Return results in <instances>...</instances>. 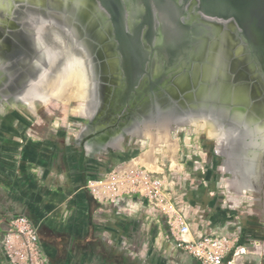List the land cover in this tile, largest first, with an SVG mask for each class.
<instances>
[{
	"label": "flooded vegetation",
	"instance_id": "1",
	"mask_svg": "<svg viewBox=\"0 0 264 264\" xmlns=\"http://www.w3.org/2000/svg\"><path fill=\"white\" fill-rule=\"evenodd\" d=\"M161 1L159 8L155 0H149V11L146 0H105L104 3L103 0H0V117L18 119L15 109L25 110L27 103L38 100L41 91L37 85L51 65L42 29L46 28L50 35L54 30L63 34L91 67L94 104L88 117L78 116L74 120L77 136L71 143L58 147L52 140H42L37 152L73 150L78 152V169L91 168L83 173L81 180L101 177L120 160L121 154L127 153L128 133L141 119L173 102L182 109L197 106L198 101H184V92H193L196 86L203 85V69L209 67L211 40L204 27L224 33L233 26L230 22L201 17L198 0ZM163 10L189 29L187 33L192 35L195 28L203 30L196 50L202 53L193 54L194 49L190 48L174 64H167L162 54L150 53L164 24ZM120 28L144 52L139 57L144 63V73L130 93L120 48ZM170 65H174L177 73L168 78ZM178 80L186 83L185 89L174 84ZM172 89L177 97L170 95ZM124 97L126 100H122ZM16 119V122L20 120ZM20 125L28 131L29 127ZM117 138L123 140L122 151L103 149ZM94 142L100 145L88 154L87 144Z\"/></svg>",
	"mask_w": 264,
	"mask_h": 264
},
{
	"label": "rangeland",
	"instance_id": "2",
	"mask_svg": "<svg viewBox=\"0 0 264 264\" xmlns=\"http://www.w3.org/2000/svg\"><path fill=\"white\" fill-rule=\"evenodd\" d=\"M208 60L209 67L205 72V84L196 86L193 92L185 91L184 101L195 100L201 103L208 99L221 101L228 105L240 103L254 107L256 116L264 120V74L237 45L235 33L231 27L227 28L218 41L211 40ZM185 85L184 81L180 82V88L185 89ZM79 104V101H71L67 105L52 102L47 107L39 108L35 115L17 108L14 112L20 120L13 117L18 120L17 122L13 118L7 120L3 116L0 117V182L5 179V175L1 174L2 170L7 169V172L11 173L7 181L11 183L14 193L15 190L19 191L18 189L26 181L25 178L28 181L26 187L23 185L24 188L39 187L40 182H43L40 186L50 191L55 181L54 177L45 176L44 168L41 170L38 162L34 163V166H28L26 162L33 163L32 154L38 151L42 140H52L58 147L72 142L77 136L74 120L79 116L72 110L76 109ZM20 124L29 127L28 131L22 130ZM172 137L177 143L176 152L159 146L152 152V157L156 159V172L160 176H165L168 181H174L175 188L180 190L178 193L183 201L191 206L192 210L189 214L194 216L193 228L197 229L202 226L204 229H211L217 233H237L241 239L245 240L252 252L262 253L264 256V200L262 195L258 192H248L243 196H237L227 192L224 185L226 180L231 179V176L222 168L223 157L217 153L216 145L202 133H197L193 128H182L174 132ZM126 145L127 153L121 154L120 160L103 172L101 177L108 174L115 166L131 162L149 149V141L145 139L128 138ZM19 152L29 154L27 157L29 161L22 162L28 172L22 175L16 172L21 165L20 159L11 155ZM70 159L74 164L76 156L73 155ZM262 161L264 162V156ZM138 164L143 165L141 162ZM84 168L91 170L88 166ZM30 174H35L37 178ZM70 179L75 180L73 175ZM82 182H84L83 179ZM24 188L23 192L27 193ZM63 193L61 190L53 195L50 191L48 199L50 201L53 195L55 199L62 202L66 196L59 194ZM36 196L37 192L31 197L37 200ZM57 200L55 202H58ZM63 206L69 207L68 204ZM61 207L58 211L61 217H57L59 222L56 221V223L63 222V219L67 218L66 212ZM10 219L0 223V264H29L26 253L21 247V240L14 238L9 232ZM48 219H50L49 215ZM38 230V237H40ZM112 230L115 240L120 238L117 233L120 230L115 228ZM150 243L153 245V239ZM116 245L117 247L122 246L121 243H116ZM39 254L38 264H41L42 260L50 264L41 254L40 248ZM128 254L129 257H124V260L138 259L146 264H189L188 261L186 263L184 254L171 256L167 249L163 248L158 251L152 246L150 249L146 248L145 251H141V254L135 252ZM142 254L145 257H141Z\"/></svg>",
	"mask_w": 264,
	"mask_h": 264
},
{
	"label": "crops",
	"instance_id": "3",
	"mask_svg": "<svg viewBox=\"0 0 264 264\" xmlns=\"http://www.w3.org/2000/svg\"><path fill=\"white\" fill-rule=\"evenodd\" d=\"M77 154L78 152H34V160H31L33 163L26 162L28 166H34L33 164L38 162L40 169L44 168L45 176L54 177L50 191L55 195L57 191L62 190L64 193L59 195L66 196L62 202L53 195L49 201L50 191L40 186L43 182H40L39 187L24 188L27 178L26 181L23 180L24 186L14 193L11 183L7 181L11 173L7 172V169L2 170L1 174L5 175V179L0 182V223L13 216L27 217L33 226L39 229L40 252L50 264H146L138 259L124 260V257H129L130 252L141 254V251L150 249L151 246L158 251L167 249L171 256L184 254L186 263L188 261L189 264H199L188 254L177 251L165 237L167 230L164 223L146 218L144 209L138 207L129 214L116 215L113 207L97 203L85 187L87 180L97 178H88L82 182L81 177L87 170L84 167L81 171L78 169ZM11 155L19 158L21 162L16 172L21 175L28 172L22 164L24 160L29 161L28 152ZM73 155L76 156L74 164L70 161ZM30 175L37 178L35 174ZM71 175L75 180L70 179ZM14 187L17 189L16 185ZM23 188L27 193L23 192ZM35 192L37 200L31 197ZM64 204L69 207L65 208ZM60 206L66 212L67 218L58 223L57 217H61L58 212ZM114 228L120 230L117 232L120 236L117 240L112 234ZM204 232L217 233L211 229H204ZM151 239L153 245H150ZM241 240L246 244L243 238ZM116 243H121L122 246L117 247ZM141 257L145 255L142 254ZM263 257L262 253L252 252L244 259L243 264H264Z\"/></svg>",
	"mask_w": 264,
	"mask_h": 264
},
{
	"label": "bare ground",
	"instance_id": "4",
	"mask_svg": "<svg viewBox=\"0 0 264 264\" xmlns=\"http://www.w3.org/2000/svg\"><path fill=\"white\" fill-rule=\"evenodd\" d=\"M42 33L49 49L51 65L49 71L43 75L37 85L41 91L40 97L34 103H27L25 110L35 115L39 108L47 107L52 102L67 105L71 101H79V106L72 112L81 117H88L93 108L95 94L93 74L87 59L63 34L54 30L50 35L46 28L42 29ZM226 119L230 118L224 112L207 110L186 111L182 115L162 112L157 115L156 121H152V118L148 117L141 124L134 125L128 133L130 139L149 141V149L134 159L132 164L141 162L148 169L156 172V159L152 157L155 148L160 146L171 152H176L177 143L172 134L182 128H193L216 145L219 155L222 157L225 155L226 161L222 168L231 176L230 180L225 181L224 188L227 192L237 196H243L248 192H258L259 158L264 149V131L257 127L247 128L240 117L231 118V121L244 126L242 135L249 138L248 141L238 145L242 140L240 135L221 126ZM99 145L95 142L88 143L87 153L92 154V151L98 149ZM229 145L231 147L239 146V151L236 152L232 149L230 152H225L224 149ZM108 148L119 151L124 149L123 144L118 140L105 144L103 147V149ZM238 152H242V154ZM99 186L100 184H92L93 188Z\"/></svg>",
	"mask_w": 264,
	"mask_h": 264
},
{
	"label": "built area",
	"instance_id": "5",
	"mask_svg": "<svg viewBox=\"0 0 264 264\" xmlns=\"http://www.w3.org/2000/svg\"><path fill=\"white\" fill-rule=\"evenodd\" d=\"M133 161V160H132ZM121 163L108 174L86 182L91 197L101 206L113 207L116 215L144 209L146 218L163 222L173 247L188 254L199 264H243L252 254L237 233H205L204 228H193L191 206L183 201L174 181L151 171L145 165ZM100 184L93 188L92 184ZM9 232L21 240V247L29 264L39 262V237L36 227L24 216L12 217ZM41 264H47L44 260Z\"/></svg>",
	"mask_w": 264,
	"mask_h": 264
},
{
	"label": "water",
	"instance_id": "6",
	"mask_svg": "<svg viewBox=\"0 0 264 264\" xmlns=\"http://www.w3.org/2000/svg\"><path fill=\"white\" fill-rule=\"evenodd\" d=\"M105 0H103V3ZM161 0H155L156 5L160 8ZM198 9L200 12V16L213 21L220 22H230L233 26L231 27L235 33V38L237 45L245 51L248 59H250L253 64L258 67L261 72L264 74V0H198ZM146 5L148 10L150 11V3L149 0H146ZM166 8V7H164ZM163 8V9H164ZM163 27L160 29L158 33V39L156 46L153 47L150 53L153 55L154 52L158 54H162L164 56V60L167 64H173L177 61V59L181 56V54H188L190 48H193V54H198L200 51H196L198 44H200V40L203 35L202 29H192L193 34L187 33L189 29H186L185 26L181 25L177 18L172 17V15L168 11L163 10ZM152 26V25H151ZM207 36L210 37V40L214 42L218 41L223 35L219 29H213L209 26H205ZM119 40H120V48L123 54V66L125 70V75L128 79L129 84V93L134 90L139 83L140 78L144 73V63L139 60L140 53H144L142 46H138L136 43H133L128 39L123 30L119 29ZM200 53V52H199ZM193 56V55H192ZM169 66V65H168ZM49 67H47V71H49ZM167 69L171 70L168 78L174 76L177 71L174 69V65H170ZM204 78L203 83L205 84L206 80V70L207 67H204ZM180 80L174 82L175 85L180 87ZM195 85L198 84L197 77L194 81ZM172 97H177V92L175 89L169 91ZM137 94V93H136ZM150 94H154L153 90H151ZM147 96V92H145ZM122 100H126L124 97ZM197 106H193L191 109H182L178 107L175 102L171 103V105H167L165 108H156V113L153 114L151 112L149 117L152 118V121L157 120V115L160 113H174L183 114V112L194 111L198 112L200 110H207L212 112H224L229 118L240 117L244 123L243 125L247 128L257 127L264 131V120L256 116L255 108L243 105V104H231L228 105L226 103H222L221 101H210L205 100L201 103H197ZM230 119H226L223 121L221 126L225 129L231 130L232 133L240 135L241 139L238 145L248 141V137L246 138L243 134L244 126L241 124L235 123ZM144 120H140L139 124H141ZM174 125V123H173ZM244 136V137H242ZM121 141L123 144L122 138H117L115 141ZM114 141V140H113ZM112 141V142H113ZM111 142V143H112ZM239 151V146L231 147L229 145L226 147L225 152H230V150ZM239 153V152H238ZM242 154V152H240ZM239 153V154H240ZM264 156V149L260 153L259 158V174H260V183L259 187H257L258 193H260L264 200V162L262 161V157ZM226 161L225 155L223 156V163ZM231 172V171H230ZM264 206V202H263ZM264 208V207H263Z\"/></svg>",
	"mask_w": 264,
	"mask_h": 264
}]
</instances>
